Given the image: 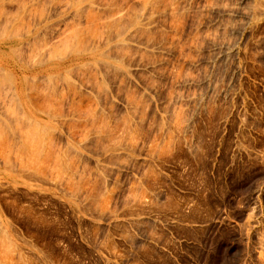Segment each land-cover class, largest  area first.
I'll return each instance as SVG.
<instances>
[{
  "label": "rangeland",
  "instance_id": "rangeland-1",
  "mask_svg": "<svg viewBox=\"0 0 264 264\" xmlns=\"http://www.w3.org/2000/svg\"><path fill=\"white\" fill-rule=\"evenodd\" d=\"M0 45V264H264V0H0Z\"/></svg>",
  "mask_w": 264,
  "mask_h": 264
},
{
  "label": "bare ground",
  "instance_id": "bare-ground-1",
  "mask_svg": "<svg viewBox=\"0 0 264 264\" xmlns=\"http://www.w3.org/2000/svg\"><path fill=\"white\" fill-rule=\"evenodd\" d=\"M6 41H8V40H6ZM8 45V44H7ZM0 46H2V45H0ZM5 46V45H4ZM9 47V46H8ZM7 48V47H6ZM61 50H64V49H61ZM1 51V50H0ZM10 52V51H9ZM2 54V53H1ZM5 54V53H4ZM53 70V69H52Z\"/></svg>",
  "mask_w": 264,
  "mask_h": 264
}]
</instances>
